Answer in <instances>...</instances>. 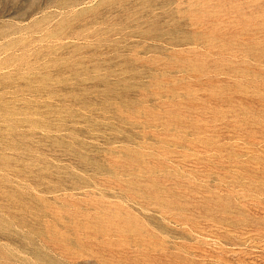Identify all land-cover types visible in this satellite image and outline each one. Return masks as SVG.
<instances>
[{"label": "rangeland", "instance_id": "374dc122", "mask_svg": "<svg viewBox=\"0 0 264 264\" xmlns=\"http://www.w3.org/2000/svg\"><path fill=\"white\" fill-rule=\"evenodd\" d=\"M0 264H264V0H0Z\"/></svg>", "mask_w": 264, "mask_h": 264}]
</instances>
